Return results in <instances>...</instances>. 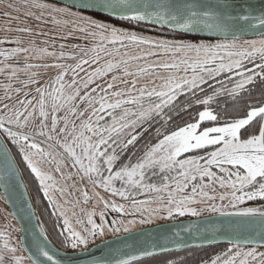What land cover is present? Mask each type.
Returning <instances> with one entry per match:
<instances>
[{
    "label": "snow or ice",
    "instance_id": "1",
    "mask_svg": "<svg viewBox=\"0 0 264 264\" xmlns=\"http://www.w3.org/2000/svg\"><path fill=\"white\" fill-rule=\"evenodd\" d=\"M6 7L26 19L3 13L17 21V27L3 31L17 35L0 38V45H9L0 47L5 81L0 83V168L6 180L19 178L15 149L63 219L61 244L73 251L58 258L42 226L25 249L23 239L10 242V225H5L0 229V264H72L76 250H86L105 230L128 233L130 226L157 217H199L205 210L241 219L228 224L226 231L235 233L229 246L199 264H264V251L245 246L253 239L245 235L252 225L259 226L264 240V203L242 207L264 201V101L235 113L211 107L219 97L235 101L247 93L251 99L256 84L264 85V0L259 6L254 0H76L71 5L20 0ZM73 7L153 24L172 38L119 28L73 12ZM28 19L38 24L33 27ZM48 24L55 28L43 31L41 25ZM202 32L217 38H177ZM249 33L259 38L240 40ZM40 36L46 38L38 42ZM57 38L81 43H60L57 49ZM194 107L201 110L176 122ZM130 147L136 150L129 153ZM88 185L123 202L105 199L99 191L90 196ZM71 189L81 192L84 204L95 200L102 205L99 223L93 218L95 205L80 209L86 223L75 211V225L71 222L54 197V192L72 195ZM80 203L64 201L72 208ZM109 209L139 219L114 218L108 224ZM169 243L179 248L174 239L164 238L150 248H109L91 264H141L157 250H173ZM25 251L30 254L17 255ZM159 264L182 262L165 259Z\"/></svg>",
    "mask_w": 264,
    "mask_h": 264
},
{
    "label": "water",
    "instance_id": "2",
    "mask_svg": "<svg viewBox=\"0 0 264 264\" xmlns=\"http://www.w3.org/2000/svg\"><path fill=\"white\" fill-rule=\"evenodd\" d=\"M62 5H71L76 2V0H48ZM233 2L242 3L243 0H233ZM254 2L259 6L260 0H254ZM73 9L98 13L103 16L110 18L120 19L118 16H112L104 14L98 10H89L80 8ZM122 20V19H121ZM127 21V20H126ZM133 22V21H129ZM136 23V22H133ZM137 24V23H136ZM139 25L150 28L151 30L159 31L168 34L167 29H160L158 26L141 22ZM186 36L198 37L202 39H216L217 37L212 33L202 32V33H192ZM259 37L258 35L249 33L240 36V39H249ZM18 168V166H17ZM19 178L18 179H8L6 180L3 176V169L0 168V194L5 202V205L16 222L19 233V240L23 239L24 248L30 247L32 240L39 236L41 223L38 219L36 213L37 202H33L23 179V176L18 168ZM7 189V191H6ZM248 206L259 207V204H251ZM245 207V206H242ZM241 218L238 217H224L219 214H208L199 217H187L179 218L174 220H168L164 222H159L151 225L142 226L128 233H121L115 236L107 237L102 239L89 247L86 250H76V255L72 259V264H91L93 258H99L101 254H107L108 249H125L132 247H149L154 243H163L164 238L169 241L175 240L179 244L177 248L176 244L169 243L168 247L173 249L171 251L187 249L199 246L207 245H228V240L235 236V233L226 231L228 224H235ZM194 225L189 231L185 232L182 229L188 227L189 225ZM222 230H225L222 232ZM179 235H175L176 233ZM259 226L252 225L251 228L245 232V235H250L253 239L245 244L246 247H257L264 248V240H261L258 235ZM209 236V239H205ZM48 237V236H47ZM42 239V238H41ZM48 242L51 246L59 252L58 258H64L65 250L55 246L52 241L48 238ZM243 243V241H242ZM71 254L72 251H67ZM170 252V251H169ZM25 255H29L28 251L24 252ZM138 254V253H133ZM157 254H162L157 250ZM42 261L45 260L44 257H40ZM49 264V262H46Z\"/></svg>",
    "mask_w": 264,
    "mask_h": 264
},
{
    "label": "trees",
    "instance_id": "3",
    "mask_svg": "<svg viewBox=\"0 0 264 264\" xmlns=\"http://www.w3.org/2000/svg\"><path fill=\"white\" fill-rule=\"evenodd\" d=\"M2 1L4 3H7V2L9 3L11 0L10 1L0 0V16H3V13L8 12V10H9V8H7L5 4L4 5L2 4ZM45 2H51V1L45 0ZM72 11L73 12L79 11L82 15L92 17L93 19H95L97 21H101V22H112L116 25H118V24L119 25H126V26L129 25V26H133V27H144V28L150 29V28L145 27L143 25H139V24L129 22L126 20L110 18V17L103 16V15L98 14V13L85 12V11H80V10H76L73 8H72ZM4 21H5L4 19H0V24H2ZM32 23L36 24V21L32 20ZM179 38L191 39V40L201 39L198 37H191V36H182ZM0 47H8V46L7 45H0ZM180 100L183 101L184 97L181 96ZM261 101H264V85H262L258 82L251 92V99L249 98L247 93H244L241 97H239L235 101L231 100L227 96H224V97L217 98V100L211 105V107L213 109H215V111L221 112L222 114L224 112L235 113L237 110L244 108L247 104H255V103L261 102ZM199 110H201L199 107H194L190 110V112L182 113L180 116L176 117V122L180 123L182 120H187L192 113H195ZM144 139H147V134H145ZM142 143H143V140L138 141L136 147H138V146L140 147V145ZM9 146L11 147V145H9ZM129 149H130V151H132L131 149H133V147H130ZM13 154H15V162L17 163V166H18V168H19V170L23 176V179L26 183V186L28 188V191L30 193L32 201L37 202L36 213L38 215V219H39L42 227L45 230L46 235L52 241V243L55 246H57L58 248L63 249L65 251H73L72 249L66 250L61 244L62 237L60 236V232L63 228V219L60 217L59 212H57L52 206H49L48 200L46 198H44L43 192L39 190L38 181L35 180L34 176L31 174L30 170L27 169V167L23 163L20 162L21 158L18 154L15 153V149H13ZM44 167L47 170V166H44ZM53 175L59 184L64 183L63 181H60V177H59L58 173H53ZM69 183H71V182H69ZM90 186L91 185H89V187L87 186V190L90 188ZM116 186L118 187L119 184H117ZM83 188H84V185H77V189H83ZM77 189H71L73 200H69L71 195H68V193H65L64 196L61 197L59 193L54 192V197H55L57 203L60 204L63 209H64V207H66V209H71V211L74 210L77 213L81 212L80 211L81 208H84L86 211L87 207L83 203L81 192ZM106 194L108 195L109 193H106ZM113 198L120 199L119 197H113ZM77 199H80L81 203L75 208H72L71 204H64L65 200H69V201L74 202ZM0 200L4 204L6 211L8 213V216L10 217V220H12L11 221L13 223L12 227H14L15 229H18V226H17L16 222L14 221L13 217L11 216V214L9 213L1 194H0ZM261 203H264V202L257 200V201L249 202V203L244 204L242 206H248L251 204H259L260 205ZM209 214H214V213H209ZM71 218L75 222L76 217L71 216ZM180 218H187V217L183 216ZM85 220H86V218H85ZM12 227H11V229H12ZM16 232H18V231H16ZM98 241H100V240H98ZM98 241H96V242H98ZM96 242L89 243L87 247H89L90 245H92ZM227 246H229V245H207V246H199V247L170 251V252H166V253H162V254H157L153 258H143L141 261V264H159L160 261L165 260V259L178 260V261H181L182 264H199V262L202 258H206L207 256L213 254L216 251H220V250L226 248ZM257 249H258V251H264V248H257ZM77 250H80V249H77ZM17 254L20 255V252H18ZM22 254L25 255L24 252Z\"/></svg>",
    "mask_w": 264,
    "mask_h": 264
},
{
    "label": "rangeland",
    "instance_id": "4",
    "mask_svg": "<svg viewBox=\"0 0 264 264\" xmlns=\"http://www.w3.org/2000/svg\"><path fill=\"white\" fill-rule=\"evenodd\" d=\"M8 1H10V0H8ZM9 3H12V4H19L20 3V0H11ZM8 2L7 3H4L3 1H2V4L4 5H7V4H9ZM8 13H9V15L10 16H17V15H20V18H21V20H25L26 18L25 17H23V15L21 14V13H17V12H14V11H12L11 9H9L8 10ZM0 19H4L5 21L2 23V24H0V38H3L4 36H9V37H11V36H15V35H17L16 33H14V32H8V33H6L5 31H3V29L5 28V26H11V27H13V28H15V27H17V21H9V18L8 17H5L4 15L3 16H0ZM66 19H71V18H67L66 17ZM32 20L33 19H28V23H29V25H31V26H35L36 24H38V22L36 21V24L35 23H32ZM105 23H109V24H112V25H114V26H116V27H119V28H124V29H129V30H135V31H137V32H143L145 35H151V36H157V35H160V36H165V35H167L168 36V38H172L171 37V35H169V34H165V33H162V32H159V31H155V30H151V29H147V28H144V27H133V26H126V25H116V24H114V23H112V22H105ZM20 26H22V25H20ZM55 28V26L54 25H51V24H48V25H41V29L43 30V31H49L50 29H54ZM51 35H54V32H50V36ZM76 35H79V33H77ZM46 37H43V36H40V37H37V41L39 42L40 40H42V39H45ZM177 38H179V37H177ZM259 37H254V38H249V39H240L241 41H243V40H251V39H258ZM187 40H191V39H187ZM200 40H205V41H208V40H213V39H197V40H191V41H194V42H198V41H200ZM215 40V39H214ZM50 43H51V41H50ZM60 43H81V41H79V40H75V39H73V38H69V40L68 41H64V40H61V39H59V38H57V40H56V47H57V49L59 48V44ZM8 47H9V45H7ZM11 46H15V45H11ZM41 46H43V45H41ZM51 50V49H50ZM3 82H5L4 81V77L2 76V75H0V83H3ZM136 148H139V146L138 147H136ZM136 148H133V149H131L132 151H130V149H128V151H130L129 153H131V152H133V151H135L136 150ZM88 187H89V185H88ZM88 191H89V195L91 196L92 195V192L93 191H99L100 192V194L102 195V196H104L105 197V199H115L116 200V202L117 203H122L123 201H121L120 199H116V198H113V197H111L109 194L107 195L102 189H93L92 188V186H90V188L88 189ZM139 198H142V197H139ZM69 200H73V196L71 195L70 196V199ZM217 203H221L219 200H217L216 201ZM249 202H253V201H248V202H246L245 204H247V203H249ZM225 203H226V201H225ZM86 205V207H87V209H86V211H89V210H92L93 209V206L95 205V200H91L88 204H85ZM102 207V205H95V211L97 212V215L96 216H94L93 218L96 220V222L97 223H99V215H98V213H99V210H100V208ZM64 210H66L67 211V214L69 215V217H70V219H71V222L75 225V222L72 220V218H71V216H72V211H74V210H72L71 211V209H66V207H64ZM71 211V212H70ZM76 212V211H75ZM77 213V212H76ZM210 212H208V211H204V212H202L201 213V215L200 216H203V215H207V214H209ZM166 215V214H165ZM186 217H194V216H190V215H185ZM77 217H79V218H81V219H84L85 220V218H86V216L83 214V213H77ZM110 217H113V218H115V219H124V220H128V219H139V217L137 216V217H133V216H126V217H120V214H118V213H115V212H112L110 209L106 212V215H105V219H106V221H107V223L108 224H111V221L113 220V219H111ZM181 216H178V215H174L173 217H171V218H166V219H164V218H159V217H157V218H154L153 219V221H152V223H150V224H144V225H141V224H139V223H137V224H135L134 226H130V231H132V230H135V229H137V228H140V227H142V226H146V225H151V224H155V223H159V222H164V221H168V220H173V219H179ZM12 220H10V217L8 216V213H7V211H6V208H5V206H4V204L2 203V201L0 200V229H3L4 228V226L5 225H10V227L7 229V231L8 232H10L11 233V243H13V244H15L16 242H18V240H19V233L18 232H16V231H13V229H15L14 227H12L13 226V223L11 222ZM85 223H86V220H85ZM11 227H12V229H11ZM121 233H125V232H123V230H121V232L120 233H117V234H121ZM117 234H114V233H111V232H108L107 230H105V234L103 235V236H97L96 238H95V240L94 241H90V243H93V242H96V241H98V240H101V239H105V238H107V237H111V236H115V235H117ZM0 243H2V241H0ZM22 253H20V255H21ZM18 255V254H17ZM28 264V262L26 261L25 262V264Z\"/></svg>",
    "mask_w": 264,
    "mask_h": 264
},
{
    "label": "flooded vegetation",
    "instance_id": "5",
    "mask_svg": "<svg viewBox=\"0 0 264 264\" xmlns=\"http://www.w3.org/2000/svg\"><path fill=\"white\" fill-rule=\"evenodd\" d=\"M262 202H264V201H262ZM120 217H123V216L120 215ZM110 218H111V219H114L113 217H110Z\"/></svg>",
    "mask_w": 264,
    "mask_h": 264
}]
</instances>
